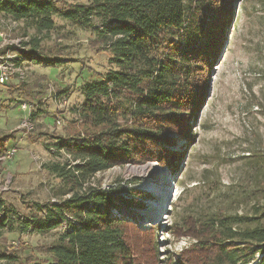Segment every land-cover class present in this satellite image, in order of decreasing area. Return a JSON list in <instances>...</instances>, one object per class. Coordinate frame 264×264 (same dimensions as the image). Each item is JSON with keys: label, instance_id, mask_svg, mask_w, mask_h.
Segmentation results:
<instances>
[{"label": "rangeland", "instance_id": "obj_1", "mask_svg": "<svg viewBox=\"0 0 264 264\" xmlns=\"http://www.w3.org/2000/svg\"><path fill=\"white\" fill-rule=\"evenodd\" d=\"M86 2L60 0L58 6ZM232 4L237 20L228 28L227 45L219 60L200 72L203 93L196 117L189 121L190 136L171 134L170 146L183 155L176 170L149 161L115 166L95 177L97 188L114 194L111 213L130 223L128 240L137 264H206L208 249L196 246L200 221L214 214L254 216L257 207L264 208V0ZM54 21L52 30L41 33L21 22L14 25L8 17L0 22L7 43L22 38L31 48L36 38L42 56L61 59L56 66L25 60L26 78L0 85V138L10 137L5 154L17 148L7 161L0 156V180L10 181L9 190L0 186V197L22 215H36L38 205L71 196L64 195L68 185L46 165L72 162V156L54 153L50 146L79 129L74 107L84 99L81 84L111 66L97 31L60 15ZM1 41L0 52L19 54L17 47L3 48ZM154 170L163 179L150 177ZM62 231L5 232L0 246L15 256L9 264L47 261V250Z\"/></svg>", "mask_w": 264, "mask_h": 264}, {"label": "trees", "instance_id": "obj_2", "mask_svg": "<svg viewBox=\"0 0 264 264\" xmlns=\"http://www.w3.org/2000/svg\"><path fill=\"white\" fill-rule=\"evenodd\" d=\"M59 2L0 0V15L37 33L52 30L56 15L93 28L105 40L111 66L81 84L84 99L74 107L79 129L51 145L54 153L72 156V162L46 165L71 196L38 205L36 215H22L0 197V238L5 232L60 227L58 241L47 250L51 260L30 264H137L130 223L111 213L114 194L97 188L95 177L115 166L149 161L176 170L183 155L170 146L171 134L190 136L189 121L203 93L200 72L211 68L225 47L232 0H88L63 9ZM39 43L32 40L26 57L61 65L60 57L42 56ZM9 140L0 138V156ZM199 223L196 246L208 249L206 264H264V208L257 207L254 216L214 214ZM14 261L0 246V264Z\"/></svg>", "mask_w": 264, "mask_h": 264}, {"label": "bare ground", "instance_id": "obj_3", "mask_svg": "<svg viewBox=\"0 0 264 264\" xmlns=\"http://www.w3.org/2000/svg\"><path fill=\"white\" fill-rule=\"evenodd\" d=\"M9 20L12 21V24L16 25L19 21L15 20L13 17H8ZM15 41L11 42V45L13 47H17L16 51L19 52L17 55H9L10 52H7L4 54V58H11L10 59V68H11V76L13 78H17L18 80H24L26 78V71L27 67L25 64V60H28L30 58L26 57V53L29 50V48H26V42L23 41L22 38L14 39ZM23 49V50H21ZM14 56V57H13ZM30 56V55H29ZM13 57V58H12ZM33 60V59H31ZM3 56H0V63H3ZM26 107V105H24ZM11 153V152H9ZM155 166V164H153ZM142 170L145 169V167L141 168ZM159 173L157 170H154L150 172V177H154L156 181L160 180L162 177V174ZM163 179V177L161 178ZM165 196V195H164Z\"/></svg>", "mask_w": 264, "mask_h": 264}, {"label": "built area", "instance_id": "obj_4", "mask_svg": "<svg viewBox=\"0 0 264 264\" xmlns=\"http://www.w3.org/2000/svg\"><path fill=\"white\" fill-rule=\"evenodd\" d=\"M7 17L11 16H6L2 14L0 15V22L2 23V20L7 19ZM14 28V27H13ZM0 38H2L1 44L3 43V48L4 46H13L9 43L6 42V37L4 33H0ZM23 50V49H21ZM0 56H3V63H0V85L5 86L8 85L12 81V76H11V68H10V59L11 58H4V50L0 52ZM14 57V56H13ZM12 57V58H13ZM23 109H27L28 107H24V105H21ZM27 123H29V119H25L23 122V126L27 128ZM57 123H61V120L58 118ZM51 150V146H50ZM17 153V148L16 147H11V153L8 154H3V162L7 161L8 158L11 159L15 154ZM66 153V152H65ZM10 181H5L4 177L3 179L0 180V186L3 188V190H9L10 186Z\"/></svg>", "mask_w": 264, "mask_h": 264}, {"label": "water", "instance_id": "obj_5", "mask_svg": "<svg viewBox=\"0 0 264 264\" xmlns=\"http://www.w3.org/2000/svg\"><path fill=\"white\" fill-rule=\"evenodd\" d=\"M236 20V15H234V17L232 18V20H231V25L234 23V21ZM226 45L227 44H225V47H226ZM224 47V48H225ZM208 97V96H207ZM165 168H167L166 170H168L169 169V167L168 166H165ZM172 173V172H171ZM171 182H172V179L170 180Z\"/></svg>", "mask_w": 264, "mask_h": 264}]
</instances>
